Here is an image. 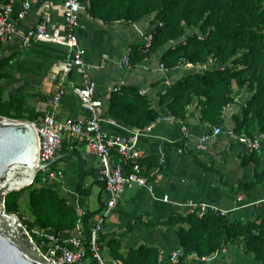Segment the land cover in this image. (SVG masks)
Listing matches in <instances>:
<instances>
[{
    "label": "crops",
    "instance_id": "1",
    "mask_svg": "<svg viewBox=\"0 0 264 264\" xmlns=\"http://www.w3.org/2000/svg\"><path fill=\"white\" fill-rule=\"evenodd\" d=\"M31 2L30 14L18 25L16 33L8 42L0 46L2 60L14 58L10 65L2 70V73L9 77L1 82L5 89L4 98L7 101L10 97L25 96L27 109L42 114L39 119L49 114L58 119H85L86 114L71 88L72 82L80 84L77 75H73L65 83L66 95L61 106L54 108L51 103L56 86L52 80V68L65 59L66 50L47 43L23 46L26 32L36 28L41 22H46L50 30L62 26L64 0ZM20 6L21 0H17L16 8L19 9ZM151 21L150 17L135 26L122 22L108 25L93 19L87 11L81 14L77 31L80 47L84 51L87 65L91 68L89 73L97 83L99 97L104 103L102 126L108 134L127 135L123 129L127 127L117 120L116 125L111 124L113 119L106 116L108 102L116 88L137 86L141 93L151 100L153 108L161 117L170 115L166 106L159 105V95L179 80L178 74H181V70L160 69L159 61L167 48L143 61L134 59L130 68L122 69L120 66L123 58L142 41L144 33L153 30ZM137 30H140L142 38L138 37ZM192 73L190 68L181 75L184 77ZM23 77L30 82L29 90H23ZM10 82L14 84L8 93L6 88ZM233 98L234 102L224 109V123L220 126L224 133L219 136H212L216 126L201 123L200 108L197 104L189 108L184 120L191 133L186 142L183 140L179 123L162 122L142 130L139 147L146 157L148 176L154 191L150 193L143 188L127 190L117 208L106 218L100 236V246L109 264L120 260L111 255L112 242L117 244L115 247L122 255H127L130 250L140 246L156 248L158 251L181 249L177 236L179 225L153 228L146 224L189 214L187 203L190 201L227 212L226 216L233 221L246 223L257 219L264 220V183L251 191L242 190L238 194L233 191L241 184L253 182L256 174L264 171V149L260 154L251 157L252 152L229 135L230 131L235 132L237 119L241 117L243 109L252 98V93L246 88H235ZM205 134L211 135L208 149L206 152H196V144ZM242 134L245 132L237 135ZM249 134V137H257L262 133L254 125ZM67 149L68 146L61 154L63 157L52 165L53 169L64 173V180L45 184V187L56 190L74 208H82L87 214H94L88 226L91 229L103 213L109 198L101 180V161L92 154L89 146H77L72 153ZM197 161L214 172L204 171ZM139 218L141 225L129 233L128 226ZM74 235L75 232H66L62 236L69 238ZM189 263L257 264L253 257L243 252L237 244L229 246L227 252L215 261L202 263L193 256L189 258Z\"/></svg>",
    "mask_w": 264,
    "mask_h": 264
},
{
    "label": "trees",
    "instance_id": "2",
    "mask_svg": "<svg viewBox=\"0 0 264 264\" xmlns=\"http://www.w3.org/2000/svg\"><path fill=\"white\" fill-rule=\"evenodd\" d=\"M89 1L87 13L104 24L125 22L136 25L146 18H152V41L148 46L143 38L130 52L131 61L136 58L138 61L145 60L167 48L161 63L170 69L181 60L206 64L211 58L225 66L223 69L186 75L160 94L159 105L166 106L170 115L184 121L189 108L197 104L201 123L220 127L224 123V109L234 102V89L246 88L252 93V98L237 119L235 133L244 131L250 136L249 130L254 125L264 133V0ZM171 42L178 43L167 47ZM13 59L5 58L0 62V116L36 122L42 114L27 109L25 96L10 97L7 101L4 98L5 89L1 82L9 77L2 70ZM106 116L135 130H144L161 117L151 100L137 86L113 91ZM257 154L252 152L251 157ZM113 162L122 163L117 152L113 153ZM197 162L204 171L214 172ZM42 182L40 175H37L30 187L9 194L5 202L6 212L17 215L29 231L30 228L40 227L52 229L58 234L75 232L78 223L75 208L54 189L45 185L33 188L35 183L42 185ZM263 183L264 171H261L253 182L241 184L233 191L236 194L242 190L251 191ZM27 191L30 220L25 222L21 216L20 201ZM93 217L94 214H87L84 219L88 249V226ZM141 223L139 218L128 226V232L135 231ZM146 225L153 228L179 225L178 242L185 256H210L241 242L246 254L252 255L257 264H264V220L243 223L210 211L203 217L178 215ZM116 245L114 242L110 244L111 255L114 259L122 260L123 264H158L159 251L156 248L140 246L122 255Z\"/></svg>",
    "mask_w": 264,
    "mask_h": 264
},
{
    "label": "built area",
    "instance_id": "3",
    "mask_svg": "<svg viewBox=\"0 0 264 264\" xmlns=\"http://www.w3.org/2000/svg\"><path fill=\"white\" fill-rule=\"evenodd\" d=\"M5 1L7 3L0 5V46L6 44L11 36L16 33L18 25L27 18L32 9L31 0H21L19 9L16 8L17 0H0V2ZM89 6V0H64L61 27L50 30L46 22H41L36 28L27 31L23 40L25 47H30L33 43H47L66 50L65 59L52 68V80L56 86L51 103L54 108L61 106L66 95L65 83L70 77L77 75L80 84L76 85L72 82L71 88L86 114L85 119H58L55 115L49 114L36 122H31L38 141L37 175H40L45 184L62 182L65 178L62 171L55 170L52 166L44 168L43 165L61 155L67 146V151L72 153L77 146L86 145L91 148L92 154L101 161V180L109 195L103 213L90 229L89 249L86 247L84 230V219L87 212L82 208H75L78 223L75 235L69 238H64L63 234H58L52 229L33 227L29 231L27 226L23 224L36 246L52 264H109L105 260L100 246V236L106 218L117 208L122 195L127 190L143 188L150 193L154 191L148 176L146 157L139 147L142 130L123 128L127 135H112L103 129L102 110L104 103L99 97L97 83L89 73L91 68L85 61L84 51L80 47L77 33L81 14L87 11ZM144 38L149 46L152 35L144 36ZM130 61L128 54L123 58L121 68H130ZM161 69L165 70V66L161 65ZM118 90L119 88L114 89V91ZM162 122L179 123L184 142L190 138L191 133L188 125L172 115L160 117L146 129ZM110 123L116 125L115 120H111ZM223 133V129L217 127L213 129L212 136H219ZM229 135L236 138L241 145L251 152L260 154L264 149V133L257 137H249L245 134L237 135L234 131H230ZM210 138V134L203 135L196 144V152H206ZM114 152L120 155L122 163L115 164L113 162ZM241 200L242 198L239 199V201ZM187 207L189 214L199 217L205 216L210 211L221 216L228 214L216 207L193 201L188 202ZM227 248L204 257L185 256L181 249L160 250L158 252V264H190L189 258L193 256L202 263L212 262L217 260L221 254H225ZM43 250H47L49 253L46 254ZM88 252L90 256H88ZM111 264H123V262L114 260Z\"/></svg>",
    "mask_w": 264,
    "mask_h": 264
},
{
    "label": "water",
    "instance_id": "4",
    "mask_svg": "<svg viewBox=\"0 0 264 264\" xmlns=\"http://www.w3.org/2000/svg\"><path fill=\"white\" fill-rule=\"evenodd\" d=\"M7 3L0 2L1 4ZM63 155L43 165L51 167ZM38 141L32 123L0 116V264H52L15 214L6 197L30 187L38 173Z\"/></svg>",
    "mask_w": 264,
    "mask_h": 264
},
{
    "label": "rangeland",
    "instance_id": "5",
    "mask_svg": "<svg viewBox=\"0 0 264 264\" xmlns=\"http://www.w3.org/2000/svg\"><path fill=\"white\" fill-rule=\"evenodd\" d=\"M122 23H125V22H122ZM125 24H127V25H129V26H133V25H131V24H128V23H125ZM135 26V25H134ZM137 29V28H136ZM140 32V30H137V33H138V37L139 38H142L143 36H145V37H147L148 35H150V34H152V30H151V32H143L144 33V35L142 36L141 35V33H139ZM141 40H143V39H141ZM178 42H171L170 44H168L167 45V47L168 46H171V45H176ZM25 47V46H24ZM146 52H147V50H146ZM145 52V53H146ZM129 55H130V53H128ZM127 54V55H128ZM148 56V55H147ZM149 57H152V56H148L147 58H149ZM147 58H145V59H147ZM131 59V58H130ZM2 61V56H1V51H0V62ZM143 61V60H142ZM160 69H161V65H163L162 63H161V59H160ZM132 65V61H130V66ZM192 69L193 70V73H195V72H205L206 70H209V69H216V68H221V69H223V68H225V66L224 65H219L218 63H217V61L215 60V59H213V58H211L206 64H191V63H189V62H187V61H184V60H181L178 64H177V66L176 67H174V68H172V69H170V68H168V67H166L165 66V70L167 69L168 71H171V70H181V74L183 75V74H185L186 73V70L188 71L189 69ZM232 68H235V67H232ZM162 70V69H161ZM162 71H164V70H162ZM185 72V73H184ZM181 74H178V77H179V79L182 77V75ZM23 79V85H24V87H23V90L25 91V90H29V84H30V82H29V80H27V78L26 77H23L22 78ZM13 84H14V82H10L9 83V85H8V87L6 88V90H7V92L9 93V92H11V88L13 87ZM240 90V89H239ZM30 94V93H29ZM18 96H23V95H18ZM45 185V183L44 182H42V185H39V183H35L34 185H33V188H37V187H39V186H44ZM28 195H29V191H27L24 195H23V198L21 199V201H20V206H21V216L23 217V219H24V221L25 222H27L28 220H30V217H29V215H28ZM177 236H178V232H177ZM238 246H239V248L240 249H242V251L243 252H245L244 251V248L242 247L243 246V244L241 243V242H238V243H236ZM46 254H48L49 252L47 251V250H43ZM246 253V252H245ZM247 255H250V254H247ZM252 256V255H251Z\"/></svg>",
    "mask_w": 264,
    "mask_h": 264
}]
</instances>
